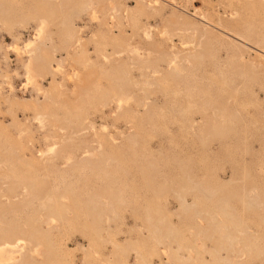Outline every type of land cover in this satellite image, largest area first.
Wrapping results in <instances>:
<instances>
[{"label":"rangeland","instance_id":"obj_1","mask_svg":"<svg viewBox=\"0 0 264 264\" xmlns=\"http://www.w3.org/2000/svg\"><path fill=\"white\" fill-rule=\"evenodd\" d=\"M0 264H264V0H0Z\"/></svg>","mask_w":264,"mask_h":264}]
</instances>
